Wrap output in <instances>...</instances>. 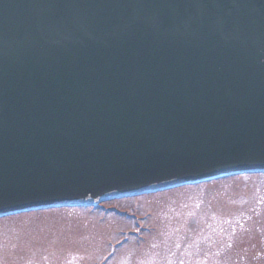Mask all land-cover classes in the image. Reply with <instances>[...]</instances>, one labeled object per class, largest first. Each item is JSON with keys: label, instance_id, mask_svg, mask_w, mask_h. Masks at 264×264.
I'll list each match as a JSON object with an SVG mask.
<instances>
[{"label": "water", "instance_id": "1", "mask_svg": "<svg viewBox=\"0 0 264 264\" xmlns=\"http://www.w3.org/2000/svg\"><path fill=\"white\" fill-rule=\"evenodd\" d=\"M264 172V0H0V216Z\"/></svg>", "mask_w": 264, "mask_h": 264}, {"label": "rangeland", "instance_id": "2", "mask_svg": "<svg viewBox=\"0 0 264 264\" xmlns=\"http://www.w3.org/2000/svg\"><path fill=\"white\" fill-rule=\"evenodd\" d=\"M0 264H264V172L1 216Z\"/></svg>", "mask_w": 264, "mask_h": 264}]
</instances>
